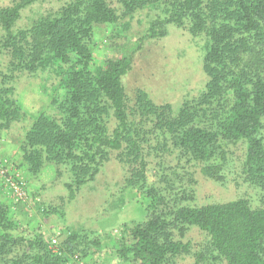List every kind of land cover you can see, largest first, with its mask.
Segmentation results:
<instances>
[{
	"label": "trees",
	"instance_id": "1",
	"mask_svg": "<svg viewBox=\"0 0 264 264\" xmlns=\"http://www.w3.org/2000/svg\"><path fill=\"white\" fill-rule=\"evenodd\" d=\"M37 1L15 0L0 9L1 49L11 69L30 75L50 70L59 79L60 95L53 99L58 115L40 114L20 147L29 171L39 173L47 159L67 165L73 199L115 153L129 172L127 183L150 200L147 219L124 226L121 239L109 242L123 264H172L191 253L194 264H264V207L254 208L245 198L191 205L197 186L191 173L179 187L148 184L153 157L177 161L169 165L176 175L196 164L205 178L223 184L229 149L243 144L241 174L264 192V0H163L166 16L151 24L148 38L167 36L173 25L206 39L204 87L177 112L144 91L129 99L123 81L133 67L131 54L95 64V26L119 20L109 0H72L14 31L22 12ZM151 1L118 0L124 15ZM11 92L0 93V131L24 118ZM12 215L0 204V264H67L75 254V234L63 244L67 255L56 254L43 233L20 230ZM189 227L209 238L194 252L182 239Z\"/></svg>",
	"mask_w": 264,
	"mask_h": 264
},
{
	"label": "rangeland",
	"instance_id": "2",
	"mask_svg": "<svg viewBox=\"0 0 264 264\" xmlns=\"http://www.w3.org/2000/svg\"><path fill=\"white\" fill-rule=\"evenodd\" d=\"M14 1L0 0V9L11 6ZM71 1L33 3L22 12L14 31L31 27L39 18L56 13ZM109 3L116 9L119 20L115 24L95 26L90 43L95 64L101 65L124 53L132 55V70L123 81L130 100L139 90L144 91L153 102L170 103L177 112L184 101L198 96L206 80L202 70L206 39L173 25L167 26V36L148 38L151 24L166 16L163 0H153L129 15L123 14L118 0H109ZM4 36L0 27V93L12 90L24 118L0 131V164L7 166L8 176L15 184L25 185L27 197L17 198L11 184L0 173V204L10 209L20 230L43 233L56 254L67 255L63 244L70 234H75L77 249L67 264H123L109 242L121 239L124 226L147 219L149 198L142 189L127 183L129 172L115 158V153L95 180L83 186L73 199L66 188L72 181L67 165L47 159L39 173L29 171L22 161L20 147L40 114L58 115L53 99L60 95L59 79L50 70L33 75L13 71L10 58L1 49ZM229 150V172L223 184L205 178L196 164L177 169L176 175L169 165H178L177 161L158 157H153L148 167V184L169 188L165 183L170 182L179 187V180L186 182L191 173L197 181L196 197L190 201L191 205L200 207L245 198L254 208L264 207V192L248 184L241 174L244 145L238 144ZM182 239L192 245L193 252L209 242L208 236L197 227H189ZM172 264H194L193 255H182Z\"/></svg>",
	"mask_w": 264,
	"mask_h": 264
},
{
	"label": "built area",
	"instance_id": "3",
	"mask_svg": "<svg viewBox=\"0 0 264 264\" xmlns=\"http://www.w3.org/2000/svg\"><path fill=\"white\" fill-rule=\"evenodd\" d=\"M0 173L4 176L7 182L11 184L12 188L15 190V195L17 198L23 199L27 197L25 185L23 183L15 184L12 181L11 177L8 176L9 170L4 163L0 164Z\"/></svg>",
	"mask_w": 264,
	"mask_h": 264
}]
</instances>
